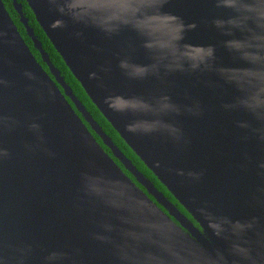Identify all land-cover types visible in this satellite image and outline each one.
Segmentation results:
<instances>
[{"label":"water","instance_id":"1","mask_svg":"<svg viewBox=\"0 0 264 264\" xmlns=\"http://www.w3.org/2000/svg\"><path fill=\"white\" fill-rule=\"evenodd\" d=\"M26 1L188 214L0 0V264H264V0Z\"/></svg>","mask_w":264,"mask_h":264},{"label":"trees","instance_id":"2","mask_svg":"<svg viewBox=\"0 0 264 264\" xmlns=\"http://www.w3.org/2000/svg\"><path fill=\"white\" fill-rule=\"evenodd\" d=\"M3 1L8 11L10 12L12 18L14 19L15 23L17 24L19 30L21 31L23 37L25 38L26 42L30 45L33 53L36 55L37 59L43 64L46 70L49 71L47 64L42 60L40 52L34 47L32 39L28 36L26 28L20 20V15L14 7L13 0H3ZM18 1L23 4L24 14L29 18L30 25L35 29L37 36L41 39L43 43V47L49 53L51 60L53 61L55 66L59 68L62 75L65 77L66 81L73 88L75 94L85 104V106L92 113L94 118L102 125L103 129L113 138L115 143L133 161V163L155 183V185L159 188V190L163 191L171 201H173L177 206H179V208L183 212L188 214L186 209L178 202V200L172 195V193L167 189V187L158 179V177L146 166V164L141 160V158L125 142V140L121 137V135L117 132V130L112 126V124L105 118L102 112L94 104V102L91 100L89 95L86 93L82 84L77 80V78L71 72L70 68L67 66L62 56L59 54V52L52 44L51 40L48 38L47 34L45 33V31L37 21L36 16L33 10L31 9V7L29 6L28 2L26 0H18ZM94 134L97 137V139L101 142L102 141L101 138L96 133ZM105 149L112 155V152L108 147L105 146ZM117 162L120 163L118 160Z\"/></svg>","mask_w":264,"mask_h":264},{"label":"flooded vegetation","instance_id":"3","mask_svg":"<svg viewBox=\"0 0 264 264\" xmlns=\"http://www.w3.org/2000/svg\"><path fill=\"white\" fill-rule=\"evenodd\" d=\"M130 175L135 179V177L130 173ZM142 188H144L141 184H139ZM145 189V188H144ZM159 189V188H158ZM146 190V189H145ZM165 194V193H164ZM166 195V194H165ZM153 199H155V197L153 196V195H150ZM167 196V195H166ZM156 200V199H155ZM162 206V208L164 209V210H166V208L163 206V205H161Z\"/></svg>","mask_w":264,"mask_h":264}]
</instances>
